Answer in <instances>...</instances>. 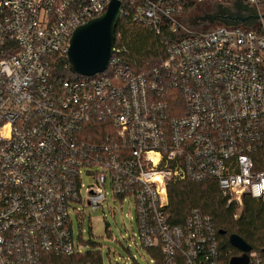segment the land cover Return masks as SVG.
Here are the masks:
<instances>
[{
	"label": "built area",
	"instance_id": "obj_1",
	"mask_svg": "<svg viewBox=\"0 0 264 264\" xmlns=\"http://www.w3.org/2000/svg\"><path fill=\"white\" fill-rule=\"evenodd\" d=\"M111 1L0 0V264L79 252L71 210L103 208L108 186L134 202L141 244L168 264H230L243 252L200 209L173 223L168 190L213 182L234 219L247 197L264 214V18L204 30L184 17L194 0H121L120 19L182 35L166 39L164 59L138 72L119 45L102 73L56 76L74 31ZM248 257L264 264V244Z\"/></svg>",
	"mask_w": 264,
	"mask_h": 264
},
{
	"label": "trees",
	"instance_id": "obj_2",
	"mask_svg": "<svg viewBox=\"0 0 264 264\" xmlns=\"http://www.w3.org/2000/svg\"><path fill=\"white\" fill-rule=\"evenodd\" d=\"M189 7L191 4L186 5V10ZM207 29L209 30V28ZM181 36V34L170 35L167 30L161 35H156L146 26L122 17L115 31V46H126L128 49L125 56L127 62L136 71L142 72L158 65L164 59L166 39L174 40ZM54 68L55 74L59 78H81L80 75L73 72L68 58L56 60ZM168 192V212L173 223L182 224L195 209H200L213 218L223 246L231 249L235 255H239L241 252L230 244L229 236L231 234L239 235L254 249L260 250L264 244V214L260 203L253 198L245 199L242 216L236 220L234 219L235 208L227 207L226 200L217 184L213 182L172 183ZM147 249L152 264H168L159 247ZM56 264H103V256L100 250L88 251L86 255L60 256L56 259ZM176 264H185V262L179 258Z\"/></svg>",
	"mask_w": 264,
	"mask_h": 264
},
{
	"label": "rangeland",
	"instance_id": "obj_3",
	"mask_svg": "<svg viewBox=\"0 0 264 264\" xmlns=\"http://www.w3.org/2000/svg\"><path fill=\"white\" fill-rule=\"evenodd\" d=\"M190 4L191 7L184 17L191 27L197 29H214L221 24L209 21L211 16L218 12V6L226 11L230 9V11L246 12L243 9L245 5L243 0H194ZM250 7L253 10L250 11V15L264 14V3L258 7ZM208 15L210 17L203 20ZM259 20L250 22L247 27L255 28L260 24ZM83 180L85 187L93 181V177L88 175L85 169H83ZM85 187L82 192L84 197L86 196ZM108 191V201L103 203V208L95 211L89 208L84 211L82 204H76L75 207L83 210L84 218H79L71 210L75 242L82 243L81 250L76 254L86 255L88 251L100 250L103 264H152L148 249L141 244L134 202L130 198H127L125 202L120 199L114 200L110 186Z\"/></svg>",
	"mask_w": 264,
	"mask_h": 264
},
{
	"label": "water",
	"instance_id": "obj_4",
	"mask_svg": "<svg viewBox=\"0 0 264 264\" xmlns=\"http://www.w3.org/2000/svg\"><path fill=\"white\" fill-rule=\"evenodd\" d=\"M251 10L252 8H248L245 13L242 10L241 12L237 11L238 13L235 12L236 22L226 26L243 24L247 27L250 22H255L261 17L264 18V14L250 15ZM121 11L122 1L112 0L103 14L79 26L74 31L68 49V61L74 73L88 77L102 73L107 69L115 46V31ZM209 17L210 15L203 20ZM221 233L224 232L221 231ZM229 242L233 247L243 252L242 255L233 257L230 264H248V252L252 250V246L236 234L229 236Z\"/></svg>",
	"mask_w": 264,
	"mask_h": 264
},
{
	"label": "flooded vegetation",
	"instance_id": "obj_5",
	"mask_svg": "<svg viewBox=\"0 0 264 264\" xmlns=\"http://www.w3.org/2000/svg\"><path fill=\"white\" fill-rule=\"evenodd\" d=\"M219 10L217 13H215V15H213L209 21L210 22H218L221 23L220 25H227V24H233L236 22V14L235 12L237 11H230V9H228L227 11L223 8L218 6ZM251 8L249 4L245 3V5H243V9H248ZM238 13V12H237Z\"/></svg>",
	"mask_w": 264,
	"mask_h": 264
}]
</instances>
